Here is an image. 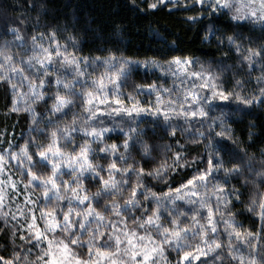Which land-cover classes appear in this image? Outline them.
Returning a JSON list of instances; mask_svg holds the SVG:
<instances>
[{
  "label": "trees",
  "instance_id": "16d2710c",
  "mask_svg": "<svg viewBox=\"0 0 264 264\" xmlns=\"http://www.w3.org/2000/svg\"><path fill=\"white\" fill-rule=\"evenodd\" d=\"M154 1L156 0H135V2L133 0H0V50L7 49L14 55L16 63L20 64L21 56L32 55L33 36L38 42L43 43L44 47H48L49 41L47 39L41 41L40 34L49 36L54 31L61 45L67 42V51L80 58L81 68L86 73L85 76L76 77L74 66L60 65L59 63L49 65L50 70L54 67L62 78L75 81L73 103L55 113L51 111V104L56 92L54 78H51L52 83L50 85L45 84L42 89H39L45 93L44 100L32 103L34 112L31 114L25 111L12 112V89L7 85L0 84V154L6 157L0 180L11 178L16 184L15 189L11 186L4 187V192L7 195L3 200V211L16 214L19 218L17 222L12 219L10 214L6 217L7 224L4 223V219H0V255L11 258L13 251L20 253L21 257L25 255L29 258L34 257V252L37 255L36 249L38 248L33 246L35 241L31 244L20 239L21 235L27 236L28 234L25 233L27 229L23 228L25 225L27 226L24 218L19 217L18 206L26 214L29 209L34 211L38 224H40L41 215L39 214L41 210H46L50 205L59 203V207L55 209V214L59 219H62L63 212L69 207L67 199L57 202L54 192L53 194L49 192L48 197L45 198L42 195L39 179L34 181L26 190L24 184L29 179L27 175L28 161L9 159V152H18L20 146L26 143L34 152L33 138L39 142L48 137L50 131L57 124L61 129L65 124H71L73 115L77 118L75 130L69 133L67 140L62 139L59 143L64 145L69 152L74 148L78 149L85 140L91 141L92 147L97 150L102 146L96 143L94 138L86 137L80 131L81 126L86 127L84 120L89 116V113L84 111V97L80 94L81 89L85 84L90 85L92 78H99L106 70V66H100L98 62H93L95 57L114 56L116 57V60L113 61L114 64L120 59L140 62L131 64L129 67L133 70L126 74V79L121 78L120 80L121 85H124L120 89V98L125 103H129L128 94L132 93L143 106L151 107L156 104L154 94L144 90L148 87H136L140 84L155 85L156 88H168L172 94L170 98L172 101L181 100L186 91L194 90L200 93L201 101L205 102V92L197 87L200 83L198 78L192 82H186L187 75L182 77V74L177 73L175 68L173 72H165L160 67L152 65V62L155 61L166 69L168 67L166 62L174 56L190 59L193 62L192 69L196 71H201L200 66L203 65V70L220 77L218 83L226 89H231L236 80H241L243 82L242 95L251 97L256 93V77L260 76L262 72L260 64H254L251 69L247 66H241L238 54L228 44L226 37L228 35L237 36L242 47L257 46L264 42V28L261 24L254 23L250 19L239 22L232 21L229 15L220 12H212L209 15L210 10H205L201 15L199 11L201 6L199 4L192 6L190 1L186 3L184 1L176 2L174 5H157L154 9L150 8L149 4L154 3ZM190 16H195L197 19L191 21L188 19ZM237 23L240 27H236ZM12 29H17L23 39L17 40ZM209 29L214 31L213 35H209ZM69 35L74 37L75 47L72 46L73 42L67 41ZM206 36H208L207 39H205ZM221 40L223 43L220 42ZM84 58L87 59V63H85ZM143 62H147L148 66L145 67ZM23 66L27 69L25 75L35 76L37 74L36 69L39 68V65L31 69H28L27 65ZM111 71L115 72L114 69ZM14 79L18 85L23 84V87H18L16 93L17 106L23 109L28 103H31L29 98H21L24 93L28 92V82L21 81L18 76ZM60 90L65 91L62 87ZM239 90L237 88V91ZM256 94L258 95V93ZM109 99L111 98L109 97ZM213 104L215 110L210 112V116H219L221 112L227 114L225 119L231 125L234 135L239 138L240 148L247 151L249 156L254 157L255 167L258 168L262 158L261 149H264V108L257 105L245 108L232 99L229 101L216 99ZM99 107L103 109L104 105ZM173 107L176 105L174 104ZM241 108H243L242 113L239 112ZM33 114L36 115V123H33L31 119ZM170 115H172L170 125L175 128V135L171 134V129L163 122L162 116L157 117L148 113H141L139 116H135L133 121L126 116H108L98 113V118L92 123L99 125L100 120H103V126L111 129L110 132L104 133V142L107 144L115 143L119 148L115 155L106 156L105 153L96 151L91 154L90 158H99L100 167L98 170L107 177L105 169L108 160L116 161L118 167L123 166V163H134L139 167H144L147 171L158 166L160 160L167 159L168 163L171 164L174 151L186 153L185 158L189 161L198 153L204 154V140L207 136L208 122H205L204 127L201 128L199 118L193 119L190 124H185L182 117ZM128 125L136 128L137 131L129 133ZM121 127L124 129L123 131L120 130ZM197 129L204 131L205 137L201 138L200 144H192L189 140L197 135ZM249 131L253 133L251 140H249ZM128 135H131L130 149L125 152L123 142L128 138ZM144 144H147L152 150V156L155 157V160L142 156ZM169 147L172 151L168 150ZM121 152L127 158L125 162L119 160ZM133 156L135 157L134 160L131 158ZM35 159L38 160L39 157H35ZM198 163L189 167L173 168L161 179L145 176L143 181L145 187L139 188L137 195L140 207L126 206L121 208V215L127 220L128 227H135L132 220L141 215V209L147 208L149 210L148 213H144L146 216L155 207L156 201L153 197L149 196L147 200L144 199L147 192L152 191L161 196L163 193H168L170 190L179 187L182 181L186 182V178H190V175L197 170ZM48 167L51 168L50 165ZM69 173L70 169L63 165L58 172V177L63 176L64 179H70ZM37 175H39L38 172ZM214 175L221 180L224 179L222 172ZM116 176L117 179L120 178L119 173ZM165 178H167V183L164 182ZM82 179L86 188L93 186L91 191L94 193L99 177L89 172L85 173ZM121 186L125 191L122 195H116L115 199L123 205V200L128 195V185L122 184ZM225 187L228 198L233 202L231 211L235 214L236 226L242 230L260 231L259 216H252L244 207L250 202L251 195L257 189L250 183L245 184L244 180L238 176L229 178ZM234 187L239 189L240 200H235L231 195ZM67 195L70 196L71 193ZM112 198L113 193H104L101 202L103 203L105 200L110 202ZM191 199L197 200V197H191ZM27 200H30L31 203L26 205ZM186 200L176 201L175 206L169 200H162L159 215L163 226L172 227V216L169 215V211H172L173 215H178L181 211L184 212L185 215L180 216L179 219L181 226H191L192 231L187 234L191 240L193 231L199 230V225L194 224L190 219L193 209H199V202L197 200V203L189 204ZM91 202L95 206L96 201ZM209 202L215 208L216 200L211 198ZM71 206L81 209L84 207L79 205L76 200L72 201ZM206 215L207 212L202 209L199 210L201 221ZM73 218L77 219L74 214ZM225 218H227V211H225ZM112 219L118 218L112 217ZM215 219L218 232L211 235H217L223 242V251L217 250L222 259H216L217 252H213L202 256L200 261H193V264H201L202 261H207L208 264H229L231 261L228 255L229 251L242 254L245 257L250 251H257L255 249L250 250L242 240H236L235 237L232 238L233 247L229 249V238L224 230L223 221L219 216H216ZM88 223L95 225L94 218H90ZM104 223L107 224L108 221L106 220ZM111 230L112 228L109 227L108 231L111 232ZM76 231H80L78 227ZM81 234L83 235V233ZM152 234L155 239H163V237H158L156 232ZM184 246V241H180V247ZM164 247L166 258L171 261V264H176L179 249L175 247V244ZM28 249H31V252H28ZM231 264H237V262L231 261ZM245 264H247L246 260Z\"/></svg>",
  "mask_w": 264,
  "mask_h": 264
},
{
  "label": "snow or ice",
  "instance_id": "6c2138e0",
  "mask_svg": "<svg viewBox=\"0 0 264 264\" xmlns=\"http://www.w3.org/2000/svg\"><path fill=\"white\" fill-rule=\"evenodd\" d=\"M161 2H165V0H156V2L149 4V7L154 9ZM166 2H172V0H166ZM196 4L201 6L199 10L201 15L205 10H210L209 15L212 12H220L229 15L232 21L239 22L250 19L254 23L261 24L264 28V0H191L192 6ZM188 19L195 21L197 17L190 16ZM236 27H240L239 23ZM12 32L17 40L23 39L17 29H12ZM213 34L214 31L209 29V35ZM40 36L41 41L44 39L49 41V46L44 47L43 43L38 42L33 36L32 55L21 56L20 64L16 63L14 55L7 49L0 50V84L7 85L12 89V112L33 113L32 103L44 100L45 93L39 89H42L45 84L50 85L52 83L51 78H54L56 85L51 111L60 112L73 103L75 81L62 78L54 67L50 70L49 65L57 63L71 65L74 66L76 77L86 75L81 68L80 58L67 51V42L61 45L54 31L49 36H44L43 33ZM207 38L208 36L205 37V39ZM226 39L238 54L241 66H247L251 69L254 64H260L262 72L260 76L256 77V93L258 95L256 93L251 97L242 95L243 82L241 80H236L231 89H226L218 83L220 77L203 70V65L200 66L201 71H196L192 69L193 62L190 59L174 56L166 62L168 65L166 69L155 61L152 62V65L160 67L165 72H173L175 68L179 74L198 78L200 83L197 87L205 92L204 101L206 104L201 101L200 93L194 90L186 91L183 94V99L178 101L165 100L162 95L157 94L156 104L151 107L141 105L135 96L129 93L127 98L129 103H125L120 98V89L124 86L121 85L120 80L121 78L126 79V74L133 70L129 67L131 64L140 62L120 59L114 64L113 61L116 60L114 56L95 57L93 62H98L100 66H106V70L99 78H92L90 85L85 84L81 89L80 94L84 97V111L89 113V116L84 120L86 127L81 126L80 131L86 137L94 138L95 142L102 146L97 150L92 147L91 141L85 140L78 149L74 148L69 152L64 145L59 143L62 139L67 140L69 133L75 130L77 118L73 115L71 124H65L62 129L57 124L50 131L48 137L39 142L33 138L34 152L27 143L20 146L18 152H9V159L28 161L27 175L29 179L24 184L26 190L34 181L39 179L42 195L45 198L48 197L49 192H54L55 200L59 202L67 199L69 207L63 212L62 219H59L55 214V209L59 207V203L50 205L46 210H41L40 220L43 222V227H41L31 209L26 214L18 206L19 217L24 218L28 225V235H21L20 239L26 243L35 241L33 246L39 248V252L35 259H29L27 255L21 257L20 253L13 251L11 258L0 255V264H22V262L23 264H161V262L171 264V261L165 256L164 246H172L173 244L179 249L176 264H182V262L183 264H193V261H200V258L208 253L217 252V250L223 251V242L217 235H211L218 232L216 216H219L223 221L224 230L229 238V249L233 247L232 238L235 237L236 240H242L250 250H257L250 251L247 257L229 251L228 255L231 261H236L237 264H245V260L247 264H264V235H262L264 234V191H261L264 189V149H261L262 158L259 161L260 166L257 168L254 157L249 156L247 151L240 148L239 138L234 135L231 125L225 119L227 114L221 112L219 116H210V112L215 110L213 101L216 99L221 101L232 99L245 108H250L253 105L264 108V42L257 46L242 47L237 36L228 35ZM67 41L73 42L72 46L75 47L74 37L69 35ZM220 42L223 43V40ZM84 59L87 63V59ZM143 63L145 67L148 66L147 62ZM23 65H27L28 69L39 65V68L36 69L37 74L35 76L25 75L27 69ZM113 69L115 70L114 73L111 71ZM16 76L20 77L21 81L28 82V92L24 93L21 98H29L31 103H28L23 109L17 106V89L23 87V84H17L14 79ZM109 83L113 87L111 102H109V95L106 91ZM61 87L65 91L62 92ZM136 87H150L153 92H156L155 85L140 84ZM237 88L240 90L237 91ZM165 91L168 90L165 89ZM174 104L176 107H173ZM100 105H104V108L101 109ZM239 112L242 113L243 108L239 109ZM98 113L108 116H126L133 121L135 116H139L141 113H148L157 117L162 116L163 122L170 127L172 135H175V128L170 125L172 119L170 114L182 117L185 124H190L193 119L199 118L201 128L204 127L205 122H208L207 136L205 137L204 131L197 129V135L191 137L189 142L200 144L201 138L205 137V153H198L189 161L185 158L186 153L174 151L171 164L168 163L167 159L160 160L158 166L147 171L144 167H139L134 163H123V166L118 167L116 161L108 160L105 169L107 177H105L98 170L100 167L99 158L93 159L90 156L96 151L105 153L106 156L115 155L119 146L115 143L107 144L104 142V133L110 132L111 129L103 126V120H100L99 125L92 123L98 118ZM31 119L33 123H36V115H31ZM128 127L129 133L137 131L131 125ZM120 130L123 131V127ZM252 136L253 133L249 131V140L252 139ZM130 139L131 135H128V138L123 142L125 152L130 149ZM168 150L172 151L170 147ZM142 156L155 160V157L152 156V150L147 144L142 147ZM35 157H39V159L37 160ZM131 158L135 159L134 156ZM126 159L124 153L121 152L120 162H125ZM5 162L6 157L0 154V175L3 174ZM197 162H199L197 170L190 175V178H186V182L182 181L179 187L170 190L168 193H163L161 196L152 191L147 192L144 199L147 200L149 196L153 197L156 201L155 207L146 216L144 213H148L149 210L147 208L141 209V215L132 220L135 227H128L127 220L121 215V208L126 206L140 207L137 195L138 189L145 187L143 183L145 176L161 179L173 168L189 167L197 164ZM48 165H51L50 169ZM62 165L70 169L68 174L70 179H64L63 176L58 177ZM89 172L99 177L94 193L91 191L93 186L86 188L82 179L85 173ZM221 172L224 174L223 180L214 175ZM117 173L120 174L119 179H117ZM233 176L241 177L245 184L250 183L257 189L251 195L250 202L244 207L252 216H259L260 231L242 230L236 226L235 214L231 211L233 202L228 198L225 187L227 180ZM164 182L167 183V178L164 179ZM122 184L128 185V195L124 198L123 205L115 199L116 195H122L125 191L121 186ZM6 186L15 189V181L11 178L0 180V219H4L5 224L8 223L6 217L11 214L3 211V200L7 195L4 192ZM108 192L113 193V198L110 202L105 200L102 203L103 194ZM68 193L71 195L68 196ZM231 195L235 200L241 199L239 189L235 187ZM191 197H197L199 202V209H193L190 217L194 224L199 225V230L193 231L191 240H189L187 234L192 231V228L190 225L181 226L179 219L180 216L185 215L184 212L181 211L178 215H173V212L169 211V215L172 216V227H165L161 224L159 212L162 200H169L174 206L176 201L186 200L189 204L197 203V200H192ZM211 197H215V208L209 202ZM73 200L78 201L79 205L84 207L82 209L72 207ZM93 200L96 201L95 206L91 202ZM25 203L27 205L31 201L27 200ZM200 209L207 210V215L203 221L199 218ZM225 211H227V218H225ZM73 214L77 219L73 218ZM11 215L12 219L18 222V216L16 214ZM112 217L118 219L114 220ZM90 218H94L95 225L88 223ZM106 220L108 221L107 224L104 223ZM118 224H123L124 228L117 231ZM77 227L80 231H76ZM109 227L113 229L111 232L108 231ZM140 230H143V235L139 234ZM153 232H156L158 237H163V239H154ZM180 241H184V247H180ZM41 245L46 246L42 247ZM28 252H31V249H28ZM216 259H222L218 252ZM201 264H208V262L202 261Z\"/></svg>",
  "mask_w": 264,
  "mask_h": 264
},
{
  "label": "rangeland",
  "instance_id": "374dc122",
  "mask_svg": "<svg viewBox=\"0 0 264 264\" xmlns=\"http://www.w3.org/2000/svg\"><path fill=\"white\" fill-rule=\"evenodd\" d=\"M182 1H184V3H186V2H191V0H172V2H166V0H165V2H161V3H158L157 5H163V4H168V5H174L176 2H182ZM154 2H156V1H154ZM198 5V4H197ZM164 76H165V74H164ZM166 77V76H165ZM182 77H184L183 75H182ZM181 77V78H182ZM188 78H186V80L183 78V80H185L186 82H192V81H194V80H196L197 78L195 77H191V76H187ZM180 78V79H181ZM165 89L166 88H156V92H153L152 90H151V88H144V90H146V91H151L153 94H154V96H155V98H156V95L157 94H160V95H162V97L165 99V100H169L171 97H172V94L169 92V89L167 88V90L168 91H165ZM106 91H107V93H109L110 91H111V93H109L108 95H109V97L111 98L112 97V93H113V87H112V84L111 83H109L108 85H107V89H106ZM109 102H111V99H109ZM51 166V165H50ZM62 167H63V165L61 166V168H60V170L62 169ZM59 170V171H60ZM52 194H53V192H52ZM187 198V197H186ZM195 198V197H194ZM213 200H215V197H211ZM195 200V199H194ZM211 205H212V203H211ZM33 207V206H32ZM203 211H205V212H207V210L206 209H202ZM29 212V210H27V213ZM33 213H34V211H32ZM39 215H41V213L39 214ZM36 217V216H35ZM37 223H38V219H37ZM27 224V223H26ZM41 227H43V222L40 220V224H39ZM26 227H28V225L26 226H24L23 228H25V229H27ZM124 228V225L123 224H118L117 225V231H119V230H121V229H123ZM113 230V229H112ZM111 230V231H112ZM25 233H27V232H25ZM28 234V233H27ZM139 234L140 235H143L144 234V232L143 231H139ZM153 235V234H152ZM153 238L155 239V237L153 236ZM31 244H33V243H31ZM42 247L43 246H46V245H41ZM36 251H37V253L39 252V248L38 249H36ZM34 257H36V253L34 252ZM34 257H30L29 259H33ZM22 264H23V262H22ZM161 264H163V262H161Z\"/></svg>",
  "mask_w": 264,
  "mask_h": 264
}]
</instances>
